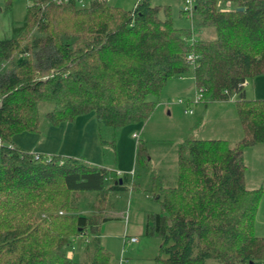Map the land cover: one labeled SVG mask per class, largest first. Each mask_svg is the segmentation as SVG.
<instances>
[{
    "label": "trees",
    "instance_id": "trees-1",
    "mask_svg": "<svg viewBox=\"0 0 264 264\" xmlns=\"http://www.w3.org/2000/svg\"><path fill=\"white\" fill-rule=\"evenodd\" d=\"M5 2L11 9L14 0ZM190 18L177 26L171 7L151 0L131 9L108 0H32L0 38V264H73L78 238L79 264H119L101 223L132 189L161 203L147 213L145 233L160 238L156 258L164 264H264V235L255 229L264 190L246 186L244 157L247 146L264 142V98L247 97L244 84L264 73V0H194ZM207 25L216 36L197 38ZM189 73L204 107L235 97L244 134L235 143L182 140L172 184L149 174L145 141L136 152L141 172L111 182L106 165L58 153L36 158L14 140L19 131H40V103L52 101L44 113L50 124L93 111L104 154L117 161L122 127L148 119L159 104L150 95Z\"/></svg>",
    "mask_w": 264,
    "mask_h": 264
},
{
    "label": "rangeland",
    "instance_id": "rangeland-1",
    "mask_svg": "<svg viewBox=\"0 0 264 264\" xmlns=\"http://www.w3.org/2000/svg\"><path fill=\"white\" fill-rule=\"evenodd\" d=\"M136 1L138 0H108L109 3L125 9H131ZM151 1L154 4H168L177 26L191 25L189 13L182 11L185 0ZM31 2L32 0H14L12 8L8 9L5 0H0V38L12 34L13 25L23 21ZM195 36L213 38L216 36V29L213 25L203 26L195 32ZM245 90L249 98H264V73L250 77L245 84ZM150 97L157 98L160 103L148 119L122 127L117 140V161L113 156L104 154L93 111L80 113L74 120L50 124L47 123L44 113L53 107L52 101L40 103L43 120L40 131H19L14 134V140L26 149L45 153L46 156L51 152L61 153L83 157L97 165H106L109 168L108 180L111 182L133 169L141 172L142 166L137 160L136 152L138 142L145 141L151 156L149 174L156 175L164 184H172L177 177V150L182 140L190 136L222 137L235 143L244 134L236 106L227 104L220 107L214 103L206 110L203 102H196L197 89L192 73L183 77H172L159 95L151 94ZM180 99L184 101L180 102ZM186 107L193 108L194 112H185ZM167 108H171L172 112L168 113ZM134 132L139 133L138 138L133 136ZM244 157L247 164L246 186L261 187L264 190V142L247 146ZM84 197L83 206L93 198L92 195ZM120 199L119 205L107 212L112 217L101 223L104 245L113 253L114 259L123 255L124 264H164L155 256L160 251V238L145 233L147 213L160 211V201L140 189L126 191ZM81 211L86 210L82 207ZM255 229L258 234L264 235V192L256 214ZM133 235L138 237L135 242L130 240ZM79 239L75 240L76 251L71 252L73 264H79V245H83Z\"/></svg>",
    "mask_w": 264,
    "mask_h": 264
},
{
    "label": "crops",
    "instance_id": "crops-1",
    "mask_svg": "<svg viewBox=\"0 0 264 264\" xmlns=\"http://www.w3.org/2000/svg\"><path fill=\"white\" fill-rule=\"evenodd\" d=\"M137 2V1H136ZM195 85H196V83H195ZM245 92H246V90H245ZM247 96V95H246ZM198 102V101H197ZM159 103H160V100H159ZM214 103H217L218 105H220V107L221 106H224V105H232V106H235V97H233V98H230V99H222V100H215V101H210L209 103H207L206 104V106L204 107L206 110L210 107V105H212V104H214ZM192 105V104H191ZM186 108H188V107H186ZM186 108H185V112H190V111H186ZM167 112L168 113H171L172 112V109L171 108H167ZM206 110H205V112H206ZM192 112H194V109H193V111ZM205 114V113H204ZM204 116V115H203ZM202 116V117H203ZM202 117H201V119H202ZM203 119H204V117H203ZM206 138H213V137H206ZM20 145V144H19ZM22 146V145H21ZM22 147H24V146H22ZM25 148V147H24ZM51 152V151H50ZM39 153H42V152H39ZM45 154V153H44ZM51 154H53L52 152H51ZM58 154H61V153H58ZM48 155H50V154H48ZM65 155V154H64ZM134 170V169H133ZM132 170V171H133ZM131 171V172H132ZM247 180V172H246V175H245V181ZM133 236H135V237H137L136 235H133ZM155 236H157V235H155ZM158 237V236H157ZM77 240V239H76ZM131 240V239H130ZM138 240V237H137V239L136 240H131L132 242H135V241H137ZM158 245L159 246H161V241H160V243H158ZM79 250H78V252L80 253L79 254V258H78V260L81 258V256H82V246L81 245H79ZM78 249V248H77ZM74 251V250H73ZM76 251V250H75ZM123 255H121L120 256V258H118V259H115L117 262H119V263H121V264H124L125 263V261H124V257H122ZM156 256V255H155ZM155 256H153V258L155 257ZM79 263V262H78ZM126 263H129V262H126Z\"/></svg>",
    "mask_w": 264,
    "mask_h": 264
},
{
    "label": "built area",
    "instance_id": "built-area-1",
    "mask_svg": "<svg viewBox=\"0 0 264 264\" xmlns=\"http://www.w3.org/2000/svg\"><path fill=\"white\" fill-rule=\"evenodd\" d=\"M55 1H57L58 3H60V2H62L63 0H55ZM80 2L84 3V0H80ZM193 6H194V0H185V5L182 7V9H183L184 11L188 12L189 15H191L192 12H193ZM188 58H189V59H192V58H193V54L190 53V54L188 55ZM246 82H247V81H245L244 84H246ZM201 96H202V93L200 92V90L197 91L196 102L200 100ZM179 101L182 102V101H184V100H183V99H180ZM186 111H190V112H192V111H193V108H186ZM133 136H135V137L138 138V137H139V133H138V132H134V133H133ZM35 157H36V158H39V157H40V153H39V152H35ZM83 235H85V234H84L83 232H80L79 234L73 236V238H76L77 236H83ZM87 239H88V238H87ZM130 239H131V240H136L137 237H135V236H131ZM119 264H121V263H119Z\"/></svg>",
    "mask_w": 264,
    "mask_h": 264
},
{
    "label": "water",
    "instance_id": "water-1",
    "mask_svg": "<svg viewBox=\"0 0 264 264\" xmlns=\"http://www.w3.org/2000/svg\"><path fill=\"white\" fill-rule=\"evenodd\" d=\"M120 181H122V179L120 178Z\"/></svg>",
    "mask_w": 264,
    "mask_h": 264
}]
</instances>
